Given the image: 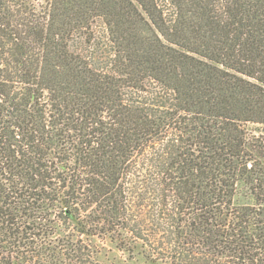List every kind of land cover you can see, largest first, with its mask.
I'll return each instance as SVG.
<instances>
[{"label":"trees","instance_id":"trees-1","mask_svg":"<svg viewBox=\"0 0 264 264\" xmlns=\"http://www.w3.org/2000/svg\"><path fill=\"white\" fill-rule=\"evenodd\" d=\"M0 264H264V0H0Z\"/></svg>","mask_w":264,"mask_h":264}]
</instances>
